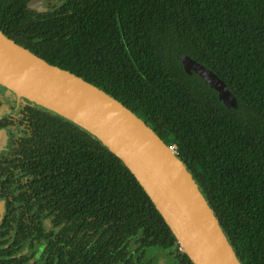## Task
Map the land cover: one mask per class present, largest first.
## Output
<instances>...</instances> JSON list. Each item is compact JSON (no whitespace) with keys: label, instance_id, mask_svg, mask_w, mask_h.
Listing matches in <instances>:
<instances>
[{"label":"trees","instance_id":"16d2710c","mask_svg":"<svg viewBox=\"0 0 264 264\" xmlns=\"http://www.w3.org/2000/svg\"><path fill=\"white\" fill-rule=\"evenodd\" d=\"M28 1L0 0V19L23 30L18 20ZM68 4L60 37L0 30L140 116L174 147L241 263L264 264V0ZM184 55L223 79L237 107H227L199 74H188ZM22 115L28 131L13 139L7 180H0L8 207L0 264H194L102 141L27 99ZM11 167L17 172L9 174Z\"/></svg>","mask_w":264,"mask_h":264},{"label":"water","instance_id":"95a60500","mask_svg":"<svg viewBox=\"0 0 264 264\" xmlns=\"http://www.w3.org/2000/svg\"><path fill=\"white\" fill-rule=\"evenodd\" d=\"M180 59L184 70L199 74L227 107H237L236 97L213 70L188 55ZM0 84L23 102L40 104L102 141L136 177L194 264H242L184 162L120 100L30 52L1 30ZM5 207L0 201V220Z\"/></svg>","mask_w":264,"mask_h":264},{"label":"flooded vegetation","instance_id":"af4514ba","mask_svg":"<svg viewBox=\"0 0 264 264\" xmlns=\"http://www.w3.org/2000/svg\"><path fill=\"white\" fill-rule=\"evenodd\" d=\"M29 0L27 2L28 13L22 18H19L18 22H22L24 29L21 30L18 25H14L11 20L0 19V25L6 26L9 31V36H25L33 39H40L44 37H60L67 31L60 28L64 21V17L67 13L71 12L72 9L69 7V0H41L35 7L29 6ZM7 20V21H6ZM28 101V100H27ZM23 101L14 92L8 91L7 88L0 84V180H5L7 165L5 155H8L12 150L13 139L19 140L20 137L24 136L28 129L23 125L26 121L22 115ZM17 172L12 167L9 174ZM7 180V179H6ZM0 201L5 202V210L2 220L3 222L7 213V200L4 197L0 187ZM49 225H47L48 227ZM8 236V235H7ZM29 244V243H28ZM36 249L38 248L35 247ZM31 250V253L29 251ZM27 255H32L33 249L27 246ZM40 252L37 251L36 255L31 257L29 261L33 262L38 259Z\"/></svg>","mask_w":264,"mask_h":264},{"label":"rangeland","instance_id":"374dc122","mask_svg":"<svg viewBox=\"0 0 264 264\" xmlns=\"http://www.w3.org/2000/svg\"><path fill=\"white\" fill-rule=\"evenodd\" d=\"M29 253H31V250L29 251ZM161 258H162V260H165V258H167V257H164V255H162Z\"/></svg>","mask_w":264,"mask_h":264},{"label":"built area","instance_id":"2783aa9c","mask_svg":"<svg viewBox=\"0 0 264 264\" xmlns=\"http://www.w3.org/2000/svg\"><path fill=\"white\" fill-rule=\"evenodd\" d=\"M172 148L174 149V147L172 146ZM174 151H175V149H174Z\"/></svg>","mask_w":264,"mask_h":264}]
</instances>
